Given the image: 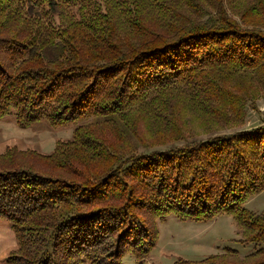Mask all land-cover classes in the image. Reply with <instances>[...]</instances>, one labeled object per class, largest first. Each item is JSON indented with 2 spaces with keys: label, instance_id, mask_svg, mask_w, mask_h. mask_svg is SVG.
<instances>
[{
  "label": "trees",
  "instance_id": "16d2710c",
  "mask_svg": "<svg viewBox=\"0 0 264 264\" xmlns=\"http://www.w3.org/2000/svg\"><path fill=\"white\" fill-rule=\"evenodd\" d=\"M259 89L264 0H0V117L84 121L52 153L0 163V217L19 241L7 264H146L169 214H228L256 247L174 264H264V210L244 207L264 190V121L158 151L121 148L144 142L141 127L156 144L183 139L184 113L241 122Z\"/></svg>",
  "mask_w": 264,
  "mask_h": 264
},
{
  "label": "rangeland",
  "instance_id": "374dc122",
  "mask_svg": "<svg viewBox=\"0 0 264 264\" xmlns=\"http://www.w3.org/2000/svg\"><path fill=\"white\" fill-rule=\"evenodd\" d=\"M53 21L57 22V19L54 17ZM251 95L245 103V115L241 122L228 121L219 126L206 125L193 115L184 113L181 119L183 139L156 144V136L149 135L147 129L141 127L139 136L142 135L144 142L130 137L121 148L124 152L136 147L138 152L143 153L167 149L172 145H183L212 134L230 135L240 129L251 131L264 121V90H253ZM82 123L84 121H71L64 126H52L47 119H40L31 125L19 126L12 115L0 117V163L6 162V156L15 154L21 156L30 152L35 155H48L53 152L57 143L71 140L73 129ZM146 143L147 145H143ZM115 145L118 146L119 142H115ZM244 207L254 213L263 211L264 190L249 197ZM156 228L157 245L146 257V264H174L179 257L197 260L208 254H222L228 248L235 250L237 257L241 258L256 248L255 244L242 241L241 232L228 214H221L208 221L182 220L169 214L156 221ZM25 238V241L31 239L29 235H25ZM18 245L19 241L9 219L0 217V264H7V257L18 251ZM123 262L131 264L133 257L127 255Z\"/></svg>",
  "mask_w": 264,
  "mask_h": 264
}]
</instances>
